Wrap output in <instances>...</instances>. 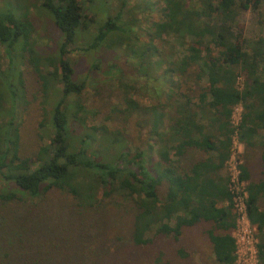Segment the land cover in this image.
<instances>
[{
    "label": "trees",
    "instance_id": "1",
    "mask_svg": "<svg viewBox=\"0 0 264 264\" xmlns=\"http://www.w3.org/2000/svg\"><path fill=\"white\" fill-rule=\"evenodd\" d=\"M106 1L41 0L57 36L50 56L37 52L27 12L0 11V49L7 62L6 70L0 63V264H118L122 258H142L141 248L160 237L172 234L177 241L183 229L200 225L216 263L237 264L231 234L237 218L225 163L233 136L246 148L261 146L264 162V143L255 140L264 126V38L248 44L234 22L238 11L257 12L264 0H198V6L191 0L162 1L155 38H192L166 74L169 89L173 72L184 75L194 67L195 80L205 79L206 86L195 97L175 102L170 112L141 107L128 97L132 88L125 87V107L112 111L127 119L134 113L146 118L137 124L144 130L137 137L140 146L125 126L108 125L110 117L94 121L96 112L90 114L82 100L88 75L110 64L103 65L97 52L122 51L124 41L134 38V30L119 24L130 12L125 0L114 15L88 30V12ZM153 40L143 52L127 48L135 60H149L157 51ZM72 53L88 65L84 76L76 75ZM139 62L142 68L145 61ZM47 65L54 69L51 75L43 72ZM27 66L43 90L60 86L58 100L30 137L25 124L33 102H27L20 70ZM241 74L245 81L238 88ZM238 105L240 120L233 126ZM203 113L209 114V131L201 123ZM43 128L51 130L47 144ZM191 153L199 156L192 159ZM238 170L239 182L246 183L243 164ZM244 195L246 218L257 233V262L264 264V206L259 203L264 181L246 183ZM112 208L127 213L131 208L128 228L120 226L124 214L111 215ZM151 232L154 241L147 237ZM119 233L126 246L116 240Z\"/></svg>",
    "mask_w": 264,
    "mask_h": 264
},
{
    "label": "rangeland",
    "instance_id": "2",
    "mask_svg": "<svg viewBox=\"0 0 264 264\" xmlns=\"http://www.w3.org/2000/svg\"><path fill=\"white\" fill-rule=\"evenodd\" d=\"M106 1V0H105ZM163 0H125L126 9L130 10L129 14H124L119 21L120 27L134 30V38L132 41L125 40L123 50L118 49H104L97 52V56L103 59V65L110 62L109 66L103 68L98 73L89 74L87 77V87L82 100L87 104L90 111L96 112L97 116L94 121L103 122L105 117L111 119L106 123L108 125H115L117 127L126 128V133L136 137L135 145L140 146L141 140L138 142L137 137H143L144 130L137 127L140 117H145L134 113L132 118L127 119V114L114 112L112 110H122L123 105L122 97L125 95V87L132 89L128 93V97L137 102L141 107L152 108L157 106L170 112L172 105L175 102H185L188 97H195L202 89L205 88L206 82L196 81L194 78L196 68L188 69L187 73L180 75L173 72V88L170 90V83L167 82L168 77L166 74L170 69L176 67V62L184 54L185 45L188 44L192 38L186 36L185 38L165 36L162 39L155 38L153 24L160 19L159 8L162 6ZM198 0H191V6H198ZM41 0H0V11L17 10L19 12H27L29 19L35 27L34 39L37 52L42 56H50L54 50V40H56V33L53 29L52 23L47 14L40 7ZM121 0H107L100 2L97 9L89 11L87 16L92 18V23L89 25V31L93 32L95 26L100 20H105L106 16L114 15L120 6ZM151 5V6H150ZM129 20V22L127 21ZM236 28H240L242 37L248 44L256 42L264 38V7H260L258 11L240 10L237 12L235 18ZM234 28V25H232ZM239 26V27H238ZM150 38H154L153 44L157 51L155 56L146 60V56L141 57L144 60V66L139 67V60H135L136 56L131 54V46L134 50L141 52L143 47L147 46ZM208 42V40H205ZM203 42L204 45H207ZM128 47V48H127ZM126 52V54H123ZM143 52V51H142ZM0 63L1 69L6 70L7 62L4 58V53L0 49ZM140 57V58H141ZM70 62L73 63V68L77 76H84L87 73L88 65L84 58L77 53L69 55ZM112 63L116 66L112 67ZM148 63H152L148 65ZM90 64V62H89ZM111 66V67H110ZM43 72L52 73L53 67H42ZM23 73L24 85L27 92V102H33L28 111L27 122L25 124L27 136H31L35 132L37 120L44 112H48L52 102H56L60 96V86L56 88H48L43 90L41 88L40 79L31 74L32 68L27 66L20 69ZM14 80V82H16ZM244 74L239 75L236 85L241 88L244 84ZM1 86V84H0ZM52 86L55 85L52 83ZM19 88V87H18ZM188 100V99H187ZM162 104V105H159ZM164 106V107H160ZM241 108L238 106L234 108L232 115V124L236 125L239 121ZM206 115V113H205ZM202 120V119H201ZM94 123V122H93ZM40 133L43 135V143L49 142L51 130L48 128L41 129ZM264 136V127L260 131ZM28 143V142H27ZM133 144V145H134ZM132 145V146H133ZM113 148H108L107 152L112 153ZM242 145L234 142L231 147V155L226 160L225 172L230 176L234 175V165L243 164L242 158ZM199 155L191 153L190 158L195 159ZM256 165V167H255ZM253 171H257L255 177H264L260 172H264V166L258 167L255 163ZM246 183L241 185H232L234 191H238L240 196L244 191ZM241 205L239 200L236 201V208L233 211L235 214H241ZM124 209V208H123ZM119 209L112 208L109 210L111 215L120 216L124 214L120 226L128 228V223L132 217L133 211L127 213L126 211L120 212ZM237 216V215H236ZM237 218V217H236ZM205 227L195 226L185 228L182 230L181 235L175 241L171 238L172 234L166 237H160L154 241V232L148 234V238L154 241L153 245L141 248L142 258H122L123 263H136V264H217L214 260L208 242L204 234ZM112 232L111 234H113ZM110 234V235H111ZM231 234L235 237L238 250V264H258L255 257L254 244L257 241L256 229L253 225L248 223L243 217L239 218L237 226L232 230ZM160 236V235H159ZM118 243L126 246L127 240L121 238V234L116 237ZM179 250L184 254L179 255ZM164 254V257L162 256ZM118 263V264H123Z\"/></svg>",
    "mask_w": 264,
    "mask_h": 264
},
{
    "label": "crops",
    "instance_id": "3",
    "mask_svg": "<svg viewBox=\"0 0 264 264\" xmlns=\"http://www.w3.org/2000/svg\"><path fill=\"white\" fill-rule=\"evenodd\" d=\"M203 117H202V120H201V123L206 127L207 131L208 130V124H207V121H206V118L209 116L208 113H203L202 114ZM264 127V126H263ZM260 128L259 130H257V136H256V142L257 143H264V136H262L260 134V131L263 129ZM242 145V144H241ZM242 158H243V166L245 168V172H246V175L248 176V180H247V184L249 183H260V182H263L264 181V177H255L257 171H253V168L254 167V164L256 163L258 165V167H261L262 165L264 166V162L262 161V147L259 146V145H256L255 147H252V148H246L244 145H242ZM256 167V165H255ZM261 175L264 174V172H260ZM261 206H264V196L261 197L260 199V202Z\"/></svg>",
    "mask_w": 264,
    "mask_h": 264
},
{
    "label": "built area",
    "instance_id": "4",
    "mask_svg": "<svg viewBox=\"0 0 264 264\" xmlns=\"http://www.w3.org/2000/svg\"><path fill=\"white\" fill-rule=\"evenodd\" d=\"M239 106V105H238ZM238 106H236V107H238ZM235 107V108H236ZM240 107V106H239ZM241 108V107H240ZM233 111H234V109H233ZM241 111H242V109H241ZM233 115V114H232ZM239 120H240V117H239ZM239 122V121H238ZM231 123H232V120H231ZM238 124V123H237ZM236 124V125H237ZM233 125V124H232ZM236 125H233V126H236ZM234 142H237V143H239L238 142V140H237V137L236 136H233V138H232V145L234 144ZM232 147V146H231ZM230 151H231V149H230ZM231 155V154H230ZM233 172L235 173L234 175H232L231 176V174H230V189L232 190V192L234 193V198H233V206L236 208V201H237V199L239 200V204L241 205V214L240 213H238V211H237V219H236V226H237V222H238V220H239V218H241V217H243L244 219H246V221L248 222V220H247V218H246V214H245V208H244V191L242 192V195L240 196V193L238 192V191H234L232 188H231V186L232 185H241V184H243L242 182H239V180H238V178H239V170H238V165H234V168H233ZM245 184V183H244ZM249 223V222H248ZM233 236V235H232ZM234 237V236H233ZM234 239H235V237H234ZM236 242V241H235ZM256 244H257V241H256V243L254 244V251H255V257H256ZM236 247H237V243H236ZM236 256H237V264H238V250H237V252H236Z\"/></svg>",
    "mask_w": 264,
    "mask_h": 264
}]
</instances>
